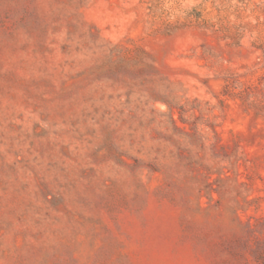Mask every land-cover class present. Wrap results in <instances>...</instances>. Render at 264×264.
I'll use <instances>...</instances> for the list:
<instances>
[{"label":"rangeland","instance_id":"rangeland-1","mask_svg":"<svg viewBox=\"0 0 264 264\" xmlns=\"http://www.w3.org/2000/svg\"><path fill=\"white\" fill-rule=\"evenodd\" d=\"M0 264H264V0H0Z\"/></svg>","mask_w":264,"mask_h":264}]
</instances>
